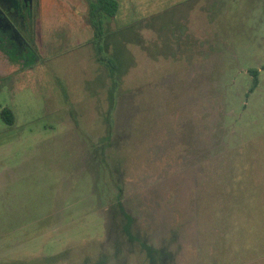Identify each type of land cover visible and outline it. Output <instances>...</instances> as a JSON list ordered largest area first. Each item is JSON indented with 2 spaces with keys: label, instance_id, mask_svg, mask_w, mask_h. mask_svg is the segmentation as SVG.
<instances>
[{
  "label": "rangeland",
  "instance_id": "1",
  "mask_svg": "<svg viewBox=\"0 0 264 264\" xmlns=\"http://www.w3.org/2000/svg\"><path fill=\"white\" fill-rule=\"evenodd\" d=\"M118 2L36 0L32 65L0 30V264H264V0Z\"/></svg>",
  "mask_w": 264,
  "mask_h": 264
},
{
  "label": "trees",
  "instance_id": "2",
  "mask_svg": "<svg viewBox=\"0 0 264 264\" xmlns=\"http://www.w3.org/2000/svg\"><path fill=\"white\" fill-rule=\"evenodd\" d=\"M90 9H91V14L93 17H98L100 15H103L105 17H109V18L113 19L118 15L120 5H119L118 0H90ZM111 70L113 71L115 69H111ZM2 118L6 122L7 125H14V123H15V116L10 109H4L2 111ZM103 141H104L103 139L99 140V143H100V145H102L103 148L100 149L101 152L98 156V161L100 163V167H99L100 170H99V175H98L97 180L99 182H101V180H105L107 178L112 180V182L114 184V193H113L114 196L113 197L111 196L112 199L111 198H107V200L104 199V201H103L104 204H102V206L106 207V206H109L111 204L112 205L111 207L120 208L121 212H122V214H121L122 223H123V225L125 224L123 230H121L122 237L124 239H127L129 242L134 241V240L138 241L137 239L133 238L129 234V223L133 221V218L131 215H128L125 212L123 201H122V194L118 188L114 172H113L111 166L109 165V163L107 161L106 149L104 148L106 145ZM98 181H97V183H98ZM197 184L200 185V188L198 186V189L196 191V195H197V192L201 191V185H202L201 184V178L198 180ZM106 185L109 186V184H106ZM109 188L110 187H107V189L100 188L98 193H100V195H101L102 192L103 193L104 192H110ZM194 210H196L198 216H202L200 223H198V224H199V226L201 225L200 227L203 230L202 225H204V224L206 225V218H205L206 214H205V211L202 210L201 200L197 199V196H196V200H195ZM123 231L125 232L126 235L124 234ZM137 248H139V249L137 251H135L136 256L144 257L143 260L146 264H148V263L149 264H156L155 259H154V251L157 249H160V248L154 247V246L152 247V245L150 243L145 244V243H143V242L141 243L139 241H138ZM160 250L161 251L162 250L167 251L166 248H161ZM160 250H157V251L159 252ZM130 254H133V252H131Z\"/></svg>",
  "mask_w": 264,
  "mask_h": 264
},
{
  "label": "flooded vegetation",
  "instance_id": "3",
  "mask_svg": "<svg viewBox=\"0 0 264 264\" xmlns=\"http://www.w3.org/2000/svg\"><path fill=\"white\" fill-rule=\"evenodd\" d=\"M35 1L36 0H0V30L3 32H8L14 39V44L18 47L20 51L21 57L25 58L28 61H31V65L35 64L34 61L39 59V54L34 48L33 38H34V26L36 21L35 16ZM14 2L20 3L22 5L23 11H25L31 19L28 18L31 22V39H27L23 36V34L19 31H17L13 24L14 22H11V15L12 13H16L17 11L14 9L16 4ZM4 3L5 5L1 4ZM10 8L12 10H10ZM18 16V14H17ZM23 19V17H18ZM13 23V24H12ZM16 25V24H15ZM33 26V28H32Z\"/></svg>",
  "mask_w": 264,
  "mask_h": 264
}]
</instances>
